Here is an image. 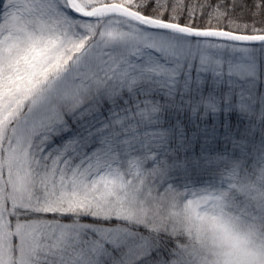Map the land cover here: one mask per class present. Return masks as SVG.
Here are the masks:
<instances>
[{
	"label": "snow or ice",
	"instance_id": "1",
	"mask_svg": "<svg viewBox=\"0 0 264 264\" xmlns=\"http://www.w3.org/2000/svg\"><path fill=\"white\" fill-rule=\"evenodd\" d=\"M0 264H264V0H0Z\"/></svg>",
	"mask_w": 264,
	"mask_h": 264
},
{
	"label": "trees",
	"instance_id": "2",
	"mask_svg": "<svg viewBox=\"0 0 264 264\" xmlns=\"http://www.w3.org/2000/svg\"><path fill=\"white\" fill-rule=\"evenodd\" d=\"M237 11H240L239 9Z\"/></svg>",
	"mask_w": 264,
	"mask_h": 264
}]
</instances>
